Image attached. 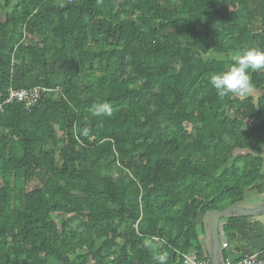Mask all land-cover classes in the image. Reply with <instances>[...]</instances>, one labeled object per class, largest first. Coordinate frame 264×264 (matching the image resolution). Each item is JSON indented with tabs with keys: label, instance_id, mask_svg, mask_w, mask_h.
Masks as SVG:
<instances>
[{
	"label": "trees",
	"instance_id": "trees-1",
	"mask_svg": "<svg viewBox=\"0 0 264 264\" xmlns=\"http://www.w3.org/2000/svg\"><path fill=\"white\" fill-rule=\"evenodd\" d=\"M13 4L0 0V264L210 262L207 214L264 192V71L255 97L209 82L264 51V0ZM34 86L60 97L4 103ZM249 219H221L227 245Z\"/></svg>",
	"mask_w": 264,
	"mask_h": 264
},
{
	"label": "clouds",
	"instance_id": "clouds-1",
	"mask_svg": "<svg viewBox=\"0 0 264 264\" xmlns=\"http://www.w3.org/2000/svg\"><path fill=\"white\" fill-rule=\"evenodd\" d=\"M231 59L225 70L210 75L209 82L221 99L230 95L248 97L253 91L251 74L264 71V51L245 47L234 53ZM112 113L111 105L106 102L96 105L93 110L94 116L110 117ZM159 260L163 264L166 257L161 256Z\"/></svg>",
	"mask_w": 264,
	"mask_h": 264
},
{
	"label": "built area",
	"instance_id": "built-area-1",
	"mask_svg": "<svg viewBox=\"0 0 264 264\" xmlns=\"http://www.w3.org/2000/svg\"><path fill=\"white\" fill-rule=\"evenodd\" d=\"M25 38L26 36H23L21 40L25 41L24 40ZM48 94H50V98L52 99H58V97H60V91L57 87L47 88L43 86H34L30 88H20V89L8 87L6 90V98L4 100V103L16 102L23 104L25 107H29ZM220 247L222 251L228 248L227 242L225 241L224 238H221ZM183 263L211 264L206 260L198 261L196 255L193 252H190L184 256ZM221 264H264V247L255 250L254 252H251L249 254L243 255L237 260H233L230 258L221 259Z\"/></svg>",
	"mask_w": 264,
	"mask_h": 264
},
{
	"label": "water",
	"instance_id": "water-1",
	"mask_svg": "<svg viewBox=\"0 0 264 264\" xmlns=\"http://www.w3.org/2000/svg\"><path fill=\"white\" fill-rule=\"evenodd\" d=\"M264 214V202L246 206L240 204L228 205L222 209H213L206 216V225L208 229L207 241L209 260L211 264H221L222 250L220 247L221 237L223 235L222 218L229 217H255Z\"/></svg>",
	"mask_w": 264,
	"mask_h": 264
},
{
	"label": "crops",
	"instance_id": "crops-1",
	"mask_svg": "<svg viewBox=\"0 0 264 264\" xmlns=\"http://www.w3.org/2000/svg\"><path fill=\"white\" fill-rule=\"evenodd\" d=\"M261 155L264 161V150L261 153ZM251 198L253 199L252 201H256V202L254 203L247 202V200ZM262 202H264V192L258 194L254 190H248L244 193V198L242 200V203H240V205L250 206ZM248 221L249 223L252 224V228L248 234V240L246 239L240 240V241H236L235 244L228 245L226 253L232 259L239 258L244 254L254 252L255 250L264 247V214L255 217H250ZM220 222L223 221L220 220ZM221 238H224L226 241V237L224 236V234ZM206 243L208 244V241H206Z\"/></svg>",
	"mask_w": 264,
	"mask_h": 264
},
{
	"label": "rangeland",
	"instance_id": "rangeland-1",
	"mask_svg": "<svg viewBox=\"0 0 264 264\" xmlns=\"http://www.w3.org/2000/svg\"><path fill=\"white\" fill-rule=\"evenodd\" d=\"M11 1V4H13L14 2H15V0H10ZM14 5V4H13ZM12 5V6H13ZM33 37V35L32 34H27L26 33V40L28 41V39H30V38H32ZM25 40V41H26ZM209 56H215V57H219L218 55H215V54H213V53H210L209 54ZM251 95H253V97H255V95H256V92L255 91H252V93H251ZM53 96H56V95H53ZM253 199L251 198V199H248L247 200V202H249V203H254V202H256V201H252ZM207 233H208V230H206V235L204 234V236L202 237V239L205 241V243H206V241H207ZM207 244V243H206ZM207 246H208V244H207ZM225 252L227 251V249H225L224 250Z\"/></svg>",
	"mask_w": 264,
	"mask_h": 264
}]
</instances>
